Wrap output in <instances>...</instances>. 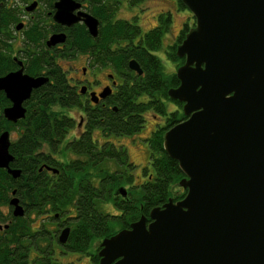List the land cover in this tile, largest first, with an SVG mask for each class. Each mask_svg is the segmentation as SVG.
Returning <instances> with one entry per match:
<instances>
[{
  "label": "water",
  "instance_id": "95a60500",
  "mask_svg": "<svg viewBox=\"0 0 264 264\" xmlns=\"http://www.w3.org/2000/svg\"><path fill=\"white\" fill-rule=\"evenodd\" d=\"M179 1L194 22L175 47L183 63L174 72L178 85L166 94L181 103L184 119L164 131L162 149L177 163L184 194L102 238L98 264H264V0ZM78 7L57 0L52 18L80 21L96 36L98 21L74 13ZM63 39L53 34L46 44ZM127 66L141 74L133 59ZM46 80L21 69L0 76L11 101L3 116L23 118L21 102ZM109 92L104 87L99 96ZM9 144L2 131L0 168L15 178L19 171L7 167ZM114 193L124 197L125 189ZM8 204L13 216L22 215L15 198ZM67 232L60 231L58 242Z\"/></svg>",
  "mask_w": 264,
  "mask_h": 264
},
{
  "label": "trees",
  "instance_id": "16d2710c",
  "mask_svg": "<svg viewBox=\"0 0 264 264\" xmlns=\"http://www.w3.org/2000/svg\"><path fill=\"white\" fill-rule=\"evenodd\" d=\"M143 1L92 0L90 12L100 21L96 36L90 37L85 27L77 24L67 37L73 51L88 52L94 61L97 59L104 67H110L112 76L116 74L117 85L103 105L82 107L79 95L67 84L65 72L45 53L39 52L36 62L49 76L50 82L32 90L24 117L15 124L5 121L0 114V131L16 130L17 126L20 129L8 151L14 156L11 166L23 164L27 167L22 169V175L26 183L24 199L29 210L41 215L43 210L49 209L50 213L69 216L70 230L65 247L72 252H86L94 239L127 228L141 215L147 217L151 208L161 206L168 198L174 201L181 197L180 192L172 195L171 187L178 183L182 174L176 161L163 152L162 136L167 128L184 119L181 103L169 99L166 92L178 85L174 72L183 59L175 56V47L183 39L189 24L184 22L174 42L166 46L165 56L174 65V71L166 72L153 52L160 47L162 36L169 27V13H159L155 25L144 32L134 19L115 17L122 2L127 7H134ZM177 2L179 8L185 9L179 0ZM130 59L137 63L141 74L128 68ZM0 62L2 65L10 63ZM166 101L173 104V109L166 108ZM65 108H75L83 113L85 129L67 142L63 139L74 128L75 122L73 117L63 113ZM146 113L162 116L163 122L144 139L150 171L142 169L136 181L134 164L128 160L125 147L113 144L114 141L110 142L107 136L135 134L143 127ZM95 129L102 138L99 144L91 135ZM64 151L72 155L65 162H52L47 154ZM19 155L20 165L17 163ZM34 155L38 156V167L42 161L51 162L55 173L53 170L37 171L32 164ZM3 180L7 181V178L0 171V182ZM6 183L0 186V204L5 202L13 187ZM120 186L125 189L124 197L114 193ZM103 205L111 207L112 211H105ZM1 214L0 222L3 220ZM42 222L39 221L40 225ZM29 231L24 217H12L8 228L1 231L5 235H0V264L27 263L25 251H20V248L27 247V238L21 240L20 237ZM48 236L41 227L38 240L46 242L45 249L51 247ZM88 257L96 263L95 253H89ZM30 263L63 264L59 255L51 253L35 255L27 264Z\"/></svg>",
  "mask_w": 264,
  "mask_h": 264
},
{
  "label": "flooded vegetation",
  "instance_id": "af4514ba",
  "mask_svg": "<svg viewBox=\"0 0 264 264\" xmlns=\"http://www.w3.org/2000/svg\"><path fill=\"white\" fill-rule=\"evenodd\" d=\"M56 1L57 0H0V60L1 61L5 60V62L10 61L9 65L8 64L2 65L3 62H0V76L21 69L22 74H26L31 77L43 76L47 78L45 83L50 82L49 76L45 73L43 68H39V65L37 64L38 62L37 57L39 55V52H43L48 56L50 61L56 63V65L65 72L67 84L79 95L81 99L82 107L84 105L85 106L99 105V104L103 105L108 95H110V93L114 90L115 86L117 85L116 74L114 73V76H112L111 73L107 75V77H109L110 80L108 81L105 80L106 83L103 86L101 85L99 80L95 78L96 73L100 69L104 68V66L101 65L99 60L95 59L94 61L91 55L86 51H80V52L76 50L73 51L72 48L68 45V42L66 41L70 31L73 29L75 25L82 24L84 26V24L80 21L72 23L70 25H63L55 22L52 16L54 13V3ZM73 1L79 4V7L73 11L74 13L80 11L93 16L92 13L90 12V8L92 6V0H73ZM157 15L158 14L155 15V23H156ZM93 17L98 21V27H99L100 21L95 16ZM126 20H131V19H126ZM193 22L194 20L192 21L191 26L193 25ZM191 26H189V28ZM41 31L43 32V34H41ZM60 33H62L64 36L62 42H57L52 45L46 44L47 40L51 35L60 34ZM77 56L83 58L84 65L81 66L79 70L80 74L82 75V78L68 75L71 69H76L74 66L71 65V63L69 64V67L66 66V68L60 65V62L65 64L67 60L75 58ZM105 68H109L111 71L110 67H105ZM104 87H109L110 92L106 96L101 97L99 96V93H101ZM32 90L30 91L29 96L21 102V106L24 108L25 111L28 106V103L30 102ZM90 96L94 98V101L91 100ZM10 105H11V101L5 96V93L2 90H0V114L5 119V121L15 124L19 119L12 122L7 120L2 114V110L6 107H9ZM180 111H181V107H180ZM151 115H153L155 122L154 128L157 126V124L159 126L163 122V118H162V122L159 123L158 122L159 118H157L158 116H155L154 114ZM82 117H83V113L79 117L78 122L75 123V126L73 128V129H77L76 135H73L72 133L70 137H68L69 138L68 140H70L71 137L78 136L80 133L85 131V129L83 128ZM153 129H151V131ZM2 131L8 132L9 142H11L12 140L18 137V133L20 132V129L17 126L16 130L11 129L8 131L3 129L0 131V133ZM91 135L99 144L101 141L99 139H102L101 137H99V132L96 129L92 130ZM68 140H64V142H67ZM64 142L62 141V144ZM47 154L52 159V162L54 161L65 162L70 158V153L68 151H64L60 154L51 153V152ZM11 157L12 159L8 162L7 167L9 169H17L19 173L18 176L14 178L11 176L9 172H7L6 168H0V171L4 172L7 178V181L3 180L0 182V186L3 187L4 185L7 184L6 182L9 183L8 186L10 187L13 186L9 190L5 202L0 204V207H5L4 212H1L0 210V213H2L1 215L3 218V220L0 222V235L1 234L5 235V232H1V231H4L8 228V225L12 221V217H16L17 219L18 218L21 219L22 217H24L25 221L28 223L30 231L29 233L21 234L20 237L21 240H25V237L27 238V241H25L27 243V247L20 248V251L21 250L25 251L27 263L31 262V260L35 255L38 254L42 255L44 253H51V255L56 254L59 256L69 255V254L81 255L80 253L72 252L71 250L67 249V247H65L70 230V226L68 224L69 216L62 214L60 216L59 213H50L49 209L43 210V214L41 215H38L37 212L29 210L28 202L27 200L24 199L25 196L24 191H26V187H25L26 183L24 182V178L22 175V169L26 170L27 167H23L22 166L23 164H21L20 167L11 166L10 163L13 161L14 156L11 155ZM37 158L38 156L34 155L33 163H32L34 164V166H36L37 171L40 170L52 171V169H55L53 168L54 166L51 165V162H44V161H42L40 163V167H38ZM20 160H21V155L17 157V163L19 165H20L19 163ZM144 168H146L147 171H149L150 169L147 167V165L144 164V166L140 168L139 171L140 174H138V177H140V175L142 174V169ZM180 189L181 190L179 192L182 197L184 194V190L182 188ZM113 191L114 188L112 190V194ZM11 198H15L17 201V205L20 206L22 210L21 216L12 215V206L8 204ZM176 200L178 199H175L174 201ZM40 220L43 221L41 225L39 223ZM41 227L43 232L49 235L48 237L50 239L49 241L51 247H48L46 249L44 248L46 242L45 243L43 241L39 242L38 240L39 230ZM63 228H68V232L65 241L63 243H60L58 242V235ZM101 239L102 238H100V241ZM99 248L100 247H97V250L95 252L97 257L96 263L91 262L90 258L88 257L87 260L89 264H98L99 258L97 256V251L99 250Z\"/></svg>",
  "mask_w": 264,
  "mask_h": 264
},
{
  "label": "rangeland",
  "instance_id": "374dc122",
  "mask_svg": "<svg viewBox=\"0 0 264 264\" xmlns=\"http://www.w3.org/2000/svg\"><path fill=\"white\" fill-rule=\"evenodd\" d=\"M166 12L169 13L170 16L169 27L162 36L160 47L157 50H155L153 54L157 56V58L160 60L165 71L171 72L174 71V65L166 58L164 51L168 44L174 42L173 40H175V37L184 22H187L189 26H191L193 19L191 13L187 9L179 8L177 0H144L141 4L134 7H127L122 2L119 9L116 11L115 17L123 18V19H131V20L134 19L135 23L139 26L141 32H144L145 30L154 26L156 14L166 13ZM70 63L76 69H71L68 75L82 78V75L80 74L79 70L80 67L84 65L83 58L77 56L75 58L67 60L65 64L60 62V65L66 68V66L69 67ZM110 73H111L110 69L104 67L96 73L95 78L99 80V82L103 86L106 83V81L110 80V78L107 77V75H109ZM166 108L168 110L173 109V104L169 101H166ZM62 111L63 113L73 117L75 123L78 122L79 117L82 115V113L75 108H69V109L65 108L62 109ZM157 118H159L158 122L161 123L163 117L158 116ZM154 126H155V122L153 115L147 113V115L144 116L143 127L134 135L130 137L107 136V138L109 137L108 140L110 142L114 141V144H122L125 147L128 160L133 162L134 164L133 172L136 177L135 179L136 181H138V179L140 178L138 177V174H140L139 173L140 168H142L144 164L147 165L148 168H150L149 165L147 164L148 150L144 139L149 135V132L151 131V129L154 128ZM72 133L73 135H76L77 129H73L72 132L71 130L68 131V134L65 135L64 140H68L69 139L68 137H70ZM71 156L72 155L70 154V157ZM171 190L173 195L174 193L178 194L181 189L178 186V184H174L171 187ZM103 209H105V211H112L110 210L111 207L105 205H103ZM0 210L1 212H4L5 207H0ZM99 244H100V238L94 239L89 245L88 250L84 253H81L82 255H77V254L63 255V256H59V260L63 262V264H67V263L89 264L87 260L88 255L89 253H95L97 247H99Z\"/></svg>",
  "mask_w": 264,
  "mask_h": 264
}]
</instances>
